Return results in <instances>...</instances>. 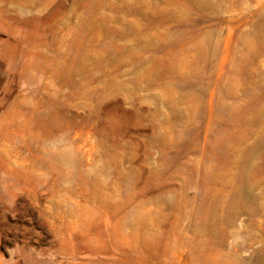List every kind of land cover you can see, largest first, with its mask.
Returning a JSON list of instances; mask_svg holds the SVG:
<instances>
[{
    "label": "rangeland",
    "instance_id": "obj_1",
    "mask_svg": "<svg viewBox=\"0 0 264 264\" xmlns=\"http://www.w3.org/2000/svg\"><path fill=\"white\" fill-rule=\"evenodd\" d=\"M0 264H264V0H0Z\"/></svg>",
    "mask_w": 264,
    "mask_h": 264
}]
</instances>
